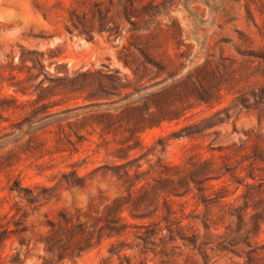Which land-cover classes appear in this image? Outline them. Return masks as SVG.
I'll use <instances>...</instances> for the list:
<instances>
[{
  "label": "rangeland",
  "instance_id": "obj_1",
  "mask_svg": "<svg viewBox=\"0 0 264 264\" xmlns=\"http://www.w3.org/2000/svg\"><path fill=\"white\" fill-rule=\"evenodd\" d=\"M249 169L264 184V0H0V264H102L119 241L159 264L145 228L108 236L119 197L136 224L170 198L201 234L244 214L262 243Z\"/></svg>",
  "mask_w": 264,
  "mask_h": 264
},
{
  "label": "trees",
  "instance_id": "obj_2",
  "mask_svg": "<svg viewBox=\"0 0 264 264\" xmlns=\"http://www.w3.org/2000/svg\"><path fill=\"white\" fill-rule=\"evenodd\" d=\"M144 56L145 53L141 50ZM206 169H204V172ZM258 169H249L246 172V191L242 194L244 205H252L250 202L254 200L264 199V184L257 182ZM128 175H131L130 169H126ZM136 175L139 171L135 172ZM252 178L254 181H248ZM245 181V180H244ZM256 191V192H255ZM257 195L259 198H257ZM220 195L219 197H224ZM35 199H31L34 201ZM128 200V198H124ZM125 202L123 197L115 198L113 202L107 206L104 227L107 230L108 236H122L128 234L133 228H145L144 231H134L137 239L136 247L140 250V255H148L150 253L159 256V264H213L216 256L231 255L239 256L242 261L233 260L235 264H264V241L262 243H254L250 236L257 230V222L252 226L247 224L244 214H237L236 229L230 224L226 225V231L223 233H215L212 231V223L208 220H203L206 234H201L190 228L184 223V218L187 216H178L177 210L172 206V200L165 198L164 201L158 203L154 209L143 213H134L132 208L127 207L132 216L139 219H152L149 223L136 224L127 221L122 215L125 210ZM61 223H72L74 216L69 215L66 211L61 212ZM213 224L219 223L212 221ZM61 223L56 225L52 235L57 234L61 227ZM238 231V235L233 236V233ZM183 241V245L178 244L179 240ZM241 245V246H240ZM127 244L125 241L112 242L109 248L110 255L106 257L102 264H116L114 257L119 258L117 264H145V258H141L138 262L133 260V257L127 255ZM135 246H130L134 249ZM182 246L184 248H182ZM181 251L177 252V249ZM52 250L51 247H49ZM186 255L185 257H182ZM183 258V261H181Z\"/></svg>",
  "mask_w": 264,
  "mask_h": 264
}]
</instances>
